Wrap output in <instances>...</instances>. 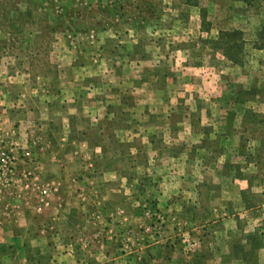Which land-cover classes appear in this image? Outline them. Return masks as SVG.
<instances>
[{
  "label": "rangeland",
  "instance_id": "obj_1",
  "mask_svg": "<svg viewBox=\"0 0 264 264\" xmlns=\"http://www.w3.org/2000/svg\"><path fill=\"white\" fill-rule=\"evenodd\" d=\"M0 264H264V0H0Z\"/></svg>",
  "mask_w": 264,
  "mask_h": 264
}]
</instances>
